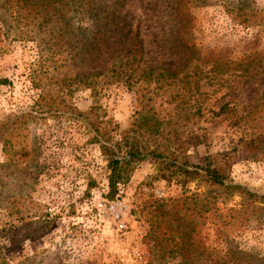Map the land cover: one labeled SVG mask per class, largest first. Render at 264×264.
<instances>
[{
	"label": "rangeland",
	"instance_id": "374dc122",
	"mask_svg": "<svg viewBox=\"0 0 264 264\" xmlns=\"http://www.w3.org/2000/svg\"><path fill=\"white\" fill-rule=\"evenodd\" d=\"M9 1L0 0V236L16 226L7 254L19 264H257L264 212L240 214V196L201 178L161 177L153 155L134 161L109 197L101 146L122 153L135 127L149 150H176L189 166L221 162L233 182L264 193V0L124 2L145 65L175 72L151 103L153 126L141 128L132 89L112 84L94 96L68 86L64 77L104 64L89 51L82 67L80 28L49 41L52 26L64 33L39 24L51 6ZM224 103L235 112L218 115Z\"/></svg>",
	"mask_w": 264,
	"mask_h": 264
},
{
	"label": "trees",
	"instance_id": "16d2710c",
	"mask_svg": "<svg viewBox=\"0 0 264 264\" xmlns=\"http://www.w3.org/2000/svg\"><path fill=\"white\" fill-rule=\"evenodd\" d=\"M33 1L41 6L38 12L43 9L44 4L51 6L41 15L39 24L52 20V22L60 25L59 27L64 32L59 37L54 31V26H52V29L47 31L50 32L47 36L49 41L56 42L59 38L72 40L74 39L73 29L80 28V63H83L82 67L90 64V62L84 61L86 58L84 56L89 51L95 52L97 57L101 56L104 59V64L98 70L91 69L93 67L81 69L80 73L70 76L68 79L64 77L65 81H69L68 86L75 83L76 88H88L95 96L109 85H125L136 93L137 104L141 110L140 112L137 111L133 125L138 128L153 126L148 123L149 119L155 117L154 106L151 103L155 95L162 94L158 91H164L165 86L171 84L167 81V77L175 75V72L157 63L145 65L143 57L144 39L140 29L133 27L130 22L124 21V18L120 16V9L126 0H23V3L31 5L34 3ZM4 2L11 3L9 0H4ZM112 43H116V47L111 48L109 44ZM152 81L155 82L156 88L149 91L148 85ZM166 101L172 102L174 99L167 98ZM230 112H235V107L224 103L220 106L217 114ZM165 124L170 126L169 122ZM174 130L175 128H170L169 131ZM154 131L159 133L157 129ZM140 136L143 134L135 131V127L125 130L122 134L123 146L125 147L122 153L120 145L115 149L114 146L102 144V150L107 155L108 160L109 197H113L118 192L117 184L125 180L127 171L134 161L143 160L148 155H153L158 163V170L161 171V177H169V175L179 173L190 178H201L209 184L221 188L229 196L235 194L240 196L241 208L238 209L240 214L247 216L249 212L256 215L258 212H264V193L255 192L247 186L233 182L228 178L227 171L224 170L221 162L189 166L186 160L179 161L180 159L175 153L176 150H167V152H162L157 148L149 150L144 143L138 144L139 139L137 138ZM167 139L166 137L165 140ZM144 142L147 143V140ZM166 148H169L168 145L164 146V149ZM219 156L222 155L219 154ZM165 171H168L169 174L165 175ZM8 229L7 239L0 236V264H19L7 254L9 246L15 243V224L9 223ZM25 237H30V232H27ZM241 253L246 255L245 252L241 251ZM233 257L235 256H231V260ZM256 259L257 264H264V256H257Z\"/></svg>",
	"mask_w": 264,
	"mask_h": 264
},
{
	"label": "built area",
	"instance_id": "2783aa9c",
	"mask_svg": "<svg viewBox=\"0 0 264 264\" xmlns=\"http://www.w3.org/2000/svg\"><path fill=\"white\" fill-rule=\"evenodd\" d=\"M108 210L112 213V214H115V216H118L117 214V207H116V204H113V203H110L109 206H108Z\"/></svg>",
	"mask_w": 264,
	"mask_h": 264
}]
</instances>
